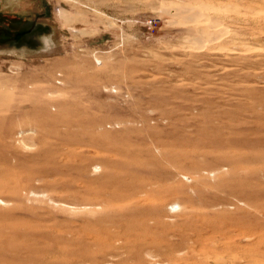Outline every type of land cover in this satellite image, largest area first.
Segmentation results:
<instances>
[{"label":"rangeland","instance_id":"obj_1","mask_svg":"<svg viewBox=\"0 0 264 264\" xmlns=\"http://www.w3.org/2000/svg\"><path fill=\"white\" fill-rule=\"evenodd\" d=\"M0 264H264V0H0Z\"/></svg>","mask_w":264,"mask_h":264}]
</instances>
